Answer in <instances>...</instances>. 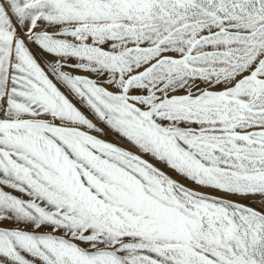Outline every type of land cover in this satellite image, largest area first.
Returning a JSON list of instances; mask_svg holds the SVG:
<instances>
[{
	"label": "snow or ice",
	"instance_id": "6c2138e0",
	"mask_svg": "<svg viewBox=\"0 0 264 264\" xmlns=\"http://www.w3.org/2000/svg\"><path fill=\"white\" fill-rule=\"evenodd\" d=\"M0 264H264V0H0Z\"/></svg>",
	"mask_w": 264,
	"mask_h": 264
}]
</instances>
